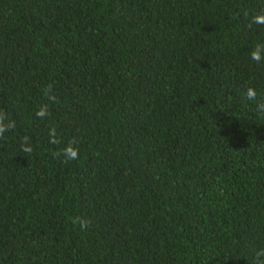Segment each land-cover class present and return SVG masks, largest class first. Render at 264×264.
I'll return each mask as SVG.
<instances>
[{
  "label": "trees",
  "instance_id": "1",
  "mask_svg": "<svg viewBox=\"0 0 264 264\" xmlns=\"http://www.w3.org/2000/svg\"><path fill=\"white\" fill-rule=\"evenodd\" d=\"M259 14L0 0V264H264Z\"/></svg>",
  "mask_w": 264,
  "mask_h": 264
},
{
  "label": "clouds",
  "instance_id": "2",
  "mask_svg": "<svg viewBox=\"0 0 264 264\" xmlns=\"http://www.w3.org/2000/svg\"><path fill=\"white\" fill-rule=\"evenodd\" d=\"M253 22L257 25H264V14H259L253 18ZM262 52H264V44H258L255 49L251 53V59L254 61H261L262 59ZM246 100L249 102L257 101L258 99V92L256 89L249 87L245 92ZM258 109L260 111H264V103H257ZM48 113L47 107H42L36 115L40 118H44ZM13 126L12 122L8 121L7 114L0 112V135H3L5 132L9 130ZM54 135V134H53ZM52 143H56V139L51 141ZM23 150L26 153H31L32 147L30 143L24 142L22 144ZM63 156L66 161H73L78 157V149L73 147L72 144H69L63 150ZM260 255H264V251L260 253Z\"/></svg>",
  "mask_w": 264,
  "mask_h": 264
}]
</instances>
